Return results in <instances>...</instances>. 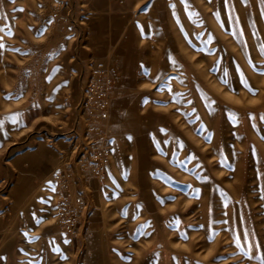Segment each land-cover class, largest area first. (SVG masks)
Segmentation results:
<instances>
[{
	"label": "rangeland",
	"instance_id": "rangeland-1",
	"mask_svg": "<svg viewBox=\"0 0 264 264\" xmlns=\"http://www.w3.org/2000/svg\"><path fill=\"white\" fill-rule=\"evenodd\" d=\"M262 257L264 0H0V264Z\"/></svg>",
	"mask_w": 264,
	"mask_h": 264
},
{
	"label": "snow or ice",
	"instance_id": "snow-or-ice-1",
	"mask_svg": "<svg viewBox=\"0 0 264 264\" xmlns=\"http://www.w3.org/2000/svg\"><path fill=\"white\" fill-rule=\"evenodd\" d=\"M21 11H23V9H21ZM250 91H252L251 89H249ZM253 94H255V92L253 91ZM185 239L187 238L186 236L184 237ZM261 264H264V257L261 258Z\"/></svg>",
	"mask_w": 264,
	"mask_h": 264
}]
</instances>
